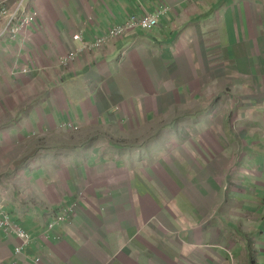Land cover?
<instances>
[{"label":"crops","instance_id":"1","mask_svg":"<svg viewBox=\"0 0 264 264\" xmlns=\"http://www.w3.org/2000/svg\"><path fill=\"white\" fill-rule=\"evenodd\" d=\"M25 2L0 37V220L30 241L0 228V264H264V0Z\"/></svg>","mask_w":264,"mask_h":264},{"label":"built area","instance_id":"2","mask_svg":"<svg viewBox=\"0 0 264 264\" xmlns=\"http://www.w3.org/2000/svg\"><path fill=\"white\" fill-rule=\"evenodd\" d=\"M167 9V7H161L154 13L144 12L140 16L130 15L122 24L112 26L103 37L93 43L84 42L81 34H76L73 39L79 42L78 52L99 48L106 40H117L138 31H148L158 25L159 19L167 12ZM37 16V11L30 10L25 0H0V37L16 39L23 29L33 23ZM61 127L77 129L70 122L62 123ZM57 220H64V217H58ZM0 228L6 234H14L22 245H26L30 241L29 232L10 220L8 215L0 220ZM20 250L21 247L17 248L16 253H19Z\"/></svg>","mask_w":264,"mask_h":264},{"label":"rangeland","instance_id":"3","mask_svg":"<svg viewBox=\"0 0 264 264\" xmlns=\"http://www.w3.org/2000/svg\"><path fill=\"white\" fill-rule=\"evenodd\" d=\"M230 186H229V184L228 183H225V184H222V185H219V186H216V188H215V190L214 191H216V192H219L220 194H227V193H229L230 192ZM208 205H211L212 204V202L211 201H207L206 202ZM18 226H19V224H18Z\"/></svg>","mask_w":264,"mask_h":264}]
</instances>
